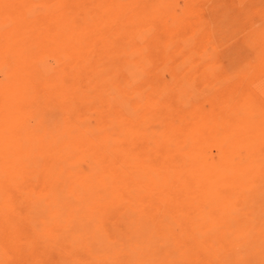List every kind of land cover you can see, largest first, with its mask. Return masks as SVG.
I'll return each mask as SVG.
<instances>
[{
  "label": "rangeland",
  "instance_id": "374dc122",
  "mask_svg": "<svg viewBox=\"0 0 264 264\" xmlns=\"http://www.w3.org/2000/svg\"><path fill=\"white\" fill-rule=\"evenodd\" d=\"M0 264H264V0H0Z\"/></svg>",
  "mask_w": 264,
  "mask_h": 264
},
{
  "label": "bare ground",
  "instance_id": "6f19581e",
  "mask_svg": "<svg viewBox=\"0 0 264 264\" xmlns=\"http://www.w3.org/2000/svg\"><path fill=\"white\" fill-rule=\"evenodd\" d=\"M197 4H198V3H197ZM192 9H193V8H192ZM190 13H191V17H192L193 19H194V18H195V19H200V13H201V12H200V9H199L198 7H197V9L192 10ZM197 24H198V23H197ZM200 44H201V43H200ZM129 79H130V78H129ZM21 131H22V130H21ZM89 131H90V130H89ZM90 132H91V131H90ZM67 133H68V132H67ZM94 140H95V139H94ZM138 142H139V141H138ZM92 144H93V143H92ZM92 146H93V145H92ZM84 147H85V146H84ZM98 148H99V147H98ZM87 149H88V148H87ZM87 149H86V150H87ZM169 149H170V148H169ZM88 150H89V149H88ZM95 150H97V149H95ZM84 151H85V149H84ZM169 151H171V150H169ZM184 151H185V150H184ZM92 152H93V151L91 150V154H92ZM107 152H108V151H107ZM195 152H196V151H195ZM81 153H82V152H81ZM187 153H188V152H187ZM86 154H87V153H86ZM88 154H90V152H88ZM137 154H138V153H137ZM96 155H97V154H96ZM102 155H103V154H102ZM104 155L106 156V153H105ZM89 156H90V155H89ZM99 156H100V154H99ZM207 156H208V155H207ZM94 157H95V155L93 156V160L96 159V157H95V158H94ZM176 157H177V156H176ZM91 158H92V157H91ZM98 158H99V157L97 156V159H98ZM101 158H102V157H101ZM174 158H175V157H174ZM102 159H103V158H102ZM102 159H101V160H102ZM106 159H107V158H106ZM102 161H103V160H102ZM95 162H96V161H95ZM110 162H111V161H110ZM92 164H94V162H93ZM111 164H112V163H111ZM221 164H222V163H221ZM94 165H96V164H94ZM92 166H93V165H92ZM48 167H50V165H49ZM93 167H95V166H93ZM96 167H97V166H96ZM96 167H95V168H96ZM50 168H51V167H50ZM50 168H48V169H50ZM95 168H94V169H95ZM96 169H97V168H96ZM112 169H113V168H112ZM106 170H109V171H110L111 168H109V169L107 168ZM93 171H95V170H93ZM93 171H92V172H93ZM109 171H108V172H109ZM132 171H133V170H132ZM141 171H142V170H141ZM100 172H103V171L100 170ZM110 172H111V171H110ZM135 172H137V171H135ZM135 172H134V173H135ZM142 172H143V171H142ZM90 173H91V172H90ZM94 174H95V173H94ZM140 174H141V173H140ZM115 175H116V174H115ZM118 175H119V174H118ZM132 175H133V174H132ZM135 175L138 176L137 174H135ZM112 176H113V174H112ZM97 177H98V176H97ZM101 177H102V176H101ZM141 177H142V175H141ZM95 178H96V177H95ZM138 178H139V177H138ZM100 179H101V178H100ZM102 179H103V177H102ZM113 179H114V178H113ZM134 179H135V178H134ZM106 180H107V179H106ZM113 181H114V180H113ZM135 181H136V179H135ZM137 181H138V180H137ZM157 181H158V180H157ZM59 182H60V181H59ZM138 182H139V181H138ZM105 183H106V182H105ZM31 185H32V184H31ZM56 185H57V184H56ZM106 185H108V184H106ZM100 186H101V185H100ZM57 187H58V185H57ZM55 188H56V187H55ZM102 189H103V188H102ZM104 190H105V189H104ZM57 191H58V190H57ZM55 192H56V191H55ZM104 193H105V192H104ZM106 193H107V192H106ZM142 193H143V192H142ZM142 193H141V194H142ZM142 195H146V194L143 193ZM142 195H140V196H142ZM208 195H209V194H208ZM173 196H174V195H173ZM144 197H145V196H144ZM210 204H211V203H210ZM163 206H164V205H163ZM229 218H230V217H229ZM226 221H227V220H226ZM224 222H225V221H224ZM229 222H230V221H229ZM227 224H228V221H227Z\"/></svg>",
  "mask_w": 264,
  "mask_h": 264
}]
</instances>
